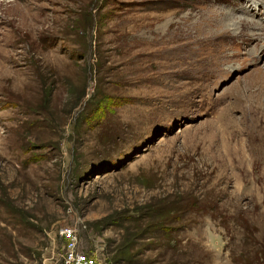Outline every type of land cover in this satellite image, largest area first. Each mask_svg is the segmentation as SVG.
I'll return each mask as SVG.
<instances>
[{
  "label": "rangeland",
  "instance_id": "obj_1",
  "mask_svg": "<svg viewBox=\"0 0 264 264\" xmlns=\"http://www.w3.org/2000/svg\"><path fill=\"white\" fill-rule=\"evenodd\" d=\"M264 264V0H0V264Z\"/></svg>",
  "mask_w": 264,
  "mask_h": 264
},
{
  "label": "built area",
  "instance_id": "obj_2",
  "mask_svg": "<svg viewBox=\"0 0 264 264\" xmlns=\"http://www.w3.org/2000/svg\"><path fill=\"white\" fill-rule=\"evenodd\" d=\"M60 236L63 239L61 264H102L95 255L80 249V237L75 228H61Z\"/></svg>",
  "mask_w": 264,
  "mask_h": 264
}]
</instances>
